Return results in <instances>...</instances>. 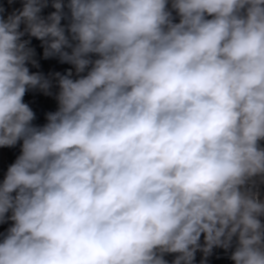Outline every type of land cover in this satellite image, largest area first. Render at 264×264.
I'll return each mask as SVG.
<instances>
[{
  "label": "clouds",
  "instance_id": "9594fccd",
  "mask_svg": "<svg viewBox=\"0 0 264 264\" xmlns=\"http://www.w3.org/2000/svg\"><path fill=\"white\" fill-rule=\"evenodd\" d=\"M20 3L0 0V264H264V0ZM33 39L71 67L32 71Z\"/></svg>",
  "mask_w": 264,
  "mask_h": 264
},
{
  "label": "built area",
  "instance_id": "2783aa9c",
  "mask_svg": "<svg viewBox=\"0 0 264 264\" xmlns=\"http://www.w3.org/2000/svg\"><path fill=\"white\" fill-rule=\"evenodd\" d=\"M5 6L11 11L13 8L21 7L20 0H15V2L9 6L7 4V0H3ZM51 11H54L51 7L44 10V15H47ZM62 23H64L62 21ZM32 46L36 49V59L40 62V69H31L32 71H42L46 75L49 73H55L56 71H60L64 73L70 65L60 64L59 60L56 58L44 60L43 57V49L40 46V42L33 39ZM31 68V66H30ZM25 102L33 108V110L37 114V119L34 121L36 124L45 123L44 115L48 111H55L56 104L55 101L51 97H45L42 93L38 91H29L26 93ZM19 154V147L16 148H0V181H2L4 174L7 171V167L9 164L14 162L16 156ZM8 227L7 224L0 225V233L4 232ZM217 257H219L217 259ZM171 259V257H169ZM199 259V256H198ZM210 264H231V262L227 259L224 253L221 250H217L216 254L210 258Z\"/></svg>",
  "mask_w": 264,
  "mask_h": 264
},
{
  "label": "water",
  "instance_id": "95a60500",
  "mask_svg": "<svg viewBox=\"0 0 264 264\" xmlns=\"http://www.w3.org/2000/svg\"><path fill=\"white\" fill-rule=\"evenodd\" d=\"M2 2H3V0H2Z\"/></svg>",
  "mask_w": 264,
  "mask_h": 264
}]
</instances>
